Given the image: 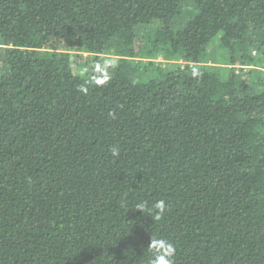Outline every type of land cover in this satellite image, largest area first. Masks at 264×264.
Segmentation results:
<instances>
[{
  "label": "trees",
  "instance_id": "16d2710c",
  "mask_svg": "<svg viewBox=\"0 0 264 264\" xmlns=\"http://www.w3.org/2000/svg\"><path fill=\"white\" fill-rule=\"evenodd\" d=\"M157 236L264 264V0H0V264H150Z\"/></svg>",
  "mask_w": 264,
  "mask_h": 264
},
{
  "label": "clouds",
  "instance_id": "9594fccd",
  "mask_svg": "<svg viewBox=\"0 0 264 264\" xmlns=\"http://www.w3.org/2000/svg\"><path fill=\"white\" fill-rule=\"evenodd\" d=\"M110 151L114 158L120 154L118 146L112 147ZM135 209L141 211L143 214L147 213V216H154L156 220H159L166 212L167 204L165 200L160 199L152 203L151 206L147 202H141L135 206ZM147 248L152 256L150 264H174L176 247L167 238L162 236L151 237Z\"/></svg>",
  "mask_w": 264,
  "mask_h": 264
},
{
  "label": "rangeland",
  "instance_id": "374dc122",
  "mask_svg": "<svg viewBox=\"0 0 264 264\" xmlns=\"http://www.w3.org/2000/svg\"><path fill=\"white\" fill-rule=\"evenodd\" d=\"M208 63L207 66L209 69L216 67H220V65H218V63H216V60L218 61V58H220L222 52H220L217 48V43L213 42L210 47L208 48ZM253 56L255 54V52L252 53ZM219 62V61H218Z\"/></svg>",
  "mask_w": 264,
  "mask_h": 264
}]
</instances>
